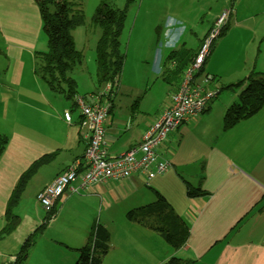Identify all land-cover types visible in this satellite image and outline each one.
I'll return each mask as SVG.
<instances>
[{"label":"crops","instance_id":"1","mask_svg":"<svg viewBox=\"0 0 264 264\" xmlns=\"http://www.w3.org/2000/svg\"><path fill=\"white\" fill-rule=\"evenodd\" d=\"M168 31V27L161 30ZM207 31L197 38L195 48L181 44L173 50L183 46L196 51ZM42 34L33 0H0V94L6 95H0V103L9 98L23 104L20 109L11 108L8 131H0V137L5 138L0 154V230L7 200L19 178L43 160L14 209L19 225L24 212L32 215L34 226L41 224L30 235L26 264H74L78 250L97 225L110 236L102 264H163L171 258L187 264H264V106L224 131L225 111L213 120V98L204 113L168 134L156 149L158 159L169 164L166 172L150 178L136 173L85 189L79 188L76 180L71 186L79 188L78 192L62 193L54 202L53 216L45 222L47 214L36 201L37 193L68 166L82 160L87 139L74 102L62 107L60 94L50 91L34 74L35 54L44 52L46 46ZM167 54L161 60L159 77ZM259 57L246 68V74L250 70L264 73V58ZM118 84L110 101H100L109 105L103 123L104 150L109 158L119 157L140 143L178 87L165 85V97L148 110L152 99L145 100V93L136 99L134 90L138 88L127 92L122 106L116 103ZM65 111L71 114L69 124L63 119ZM200 129L205 141L190 143ZM191 169H196L195 175L190 174ZM188 189L199 190V195L188 197ZM157 195L189 227V236L178 250L125 217L128 211L154 202ZM48 223V230L57 227L62 232L61 238L43 234ZM16 255L8 259L1 255L0 264L12 263Z\"/></svg>","mask_w":264,"mask_h":264},{"label":"rangeland","instance_id":"2","mask_svg":"<svg viewBox=\"0 0 264 264\" xmlns=\"http://www.w3.org/2000/svg\"><path fill=\"white\" fill-rule=\"evenodd\" d=\"M109 1L112 6L125 9L124 26L120 35L121 51L125 59L116 93V103L120 102L121 106L126 101L127 92L132 88H138L139 92L134 90L136 99L141 98L144 93L148 94V99L145 100L152 99L148 110L161 97L164 98L168 88L159 77L161 60L170 50L181 44H185L187 48H195L197 38L205 29L212 27L223 11L230 13L225 22L227 30L214 40L212 52L209 53L202 70L203 75L215 77L211 86L217 95L210 104L213 120H218L215 116L223 115L225 108L236 102L243 89L240 87L221 90L222 86L243 80L249 72L254 71L250 70L246 74V68H250L257 57L260 56V60L264 58V0H132L128 5L127 0ZM98 3V0H81L84 23L72 31L74 47L82 54L81 65L71 74L76 83L75 96H86L88 102L93 96L104 95L106 91L105 86L97 87L95 83V47L100 30L91 20ZM166 27L169 28L168 33L161 32ZM42 36L46 45L44 33ZM46 50L47 45L44 52ZM0 95L2 98L6 96L4 93ZM58 96L62 98V107L74 102L73 99L67 100L62 94ZM22 106L21 102L3 99V103H0L3 112L0 117V131H8L11 108L20 109ZM203 133V130H198L193 135V142H189L205 141L206 135ZM196 172V169L190 170L192 175ZM66 214L67 210L62 217ZM31 216L24 212L19 218L20 225L0 239V256L4 255L7 259L9 256L13 257L25 240L41 227L40 223L34 226ZM50 225L51 223L45 224L43 234L48 238H61L62 232L57 227L48 230Z\"/></svg>","mask_w":264,"mask_h":264},{"label":"trees","instance_id":"3","mask_svg":"<svg viewBox=\"0 0 264 264\" xmlns=\"http://www.w3.org/2000/svg\"><path fill=\"white\" fill-rule=\"evenodd\" d=\"M91 23L100 30L95 47V83L97 87L108 85L110 97L117 87L122 72L125 55L121 51L120 35L124 26L125 9H118L109 0H98ZM37 7L46 37L47 50L35 54L34 74L46 87L72 100L76 94V83L71 77L73 70L82 63V54L73 43L72 31L84 23L81 0H33ZM132 0H127V5ZM227 30L222 27L219 36ZM209 31V29H208ZM206 32V34L208 33ZM202 42V40H201ZM200 42V44H201ZM200 46V45H199ZM213 44L211 45L212 49ZM210 49V51H211ZM196 51L183 46L170 51L161 71V81L168 87H175L182 79L185 68L189 66ZM243 87L235 103L225 110L222 120L224 131L232 128L239 121L257 114L264 106V73L249 72L247 77L236 84L222 86L221 90ZM5 145V138H0V154ZM43 160L34 163L24 172L12 190L4 212V227L0 238L9 235L17 226L18 218L14 209L21 195ZM199 190L188 189L187 196L193 198ZM52 211L47 215L53 216ZM127 221L137 223L156 233L172 249H180L189 236L188 225L173 211L166 200L157 195L154 202L132 209L125 214ZM31 236L22 244L13 264H26ZM110 236L106 229L97 225L87 237L86 243L78 250L74 264H102V258L109 250ZM163 264H187L183 260L171 258Z\"/></svg>","mask_w":264,"mask_h":264},{"label":"built area","instance_id":"4","mask_svg":"<svg viewBox=\"0 0 264 264\" xmlns=\"http://www.w3.org/2000/svg\"><path fill=\"white\" fill-rule=\"evenodd\" d=\"M229 14L228 11H223L216 18L203 37L191 63L185 68L176 91L170 96L169 105L142 135L140 143L121 156L109 158L104 150L103 123L108 115L109 105L100 101L109 95L110 87L105 86L104 95L92 97L95 103H87L79 96L73 97L80 113L79 126L86 130L87 142L82 160L68 166L37 193L36 201L44 213L49 215L52 212L55 200L66 190L77 193L79 188L85 189L110 180H121L136 173L146 174L150 178L166 172L169 164L158 159L156 149L168 134L204 113L209 102L217 95L216 90L210 88L212 76L203 75L202 70L211 45L218 38ZM63 119L69 124L70 112L65 111ZM76 180H79V188L71 186ZM14 261L15 259L11 264Z\"/></svg>","mask_w":264,"mask_h":264}]
</instances>
